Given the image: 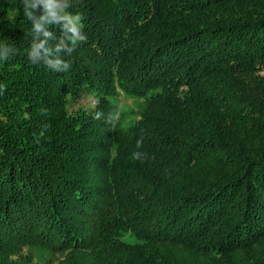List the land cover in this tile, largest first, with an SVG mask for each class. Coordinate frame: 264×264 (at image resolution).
<instances>
[{"label":"trees","instance_id":"trees-1","mask_svg":"<svg viewBox=\"0 0 264 264\" xmlns=\"http://www.w3.org/2000/svg\"><path fill=\"white\" fill-rule=\"evenodd\" d=\"M35 248L264 264V0H0V264Z\"/></svg>","mask_w":264,"mask_h":264},{"label":"rangeland","instance_id":"rangeland-1","mask_svg":"<svg viewBox=\"0 0 264 264\" xmlns=\"http://www.w3.org/2000/svg\"><path fill=\"white\" fill-rule=\"evenodd\" d=\"M143 97L133 96L125 92L120 91L116 97L115 104L116 109L113 112L114 118H119L122 123L127 126L133 122L134 115L141 109L143 105ZM95 98L86 93H80L74 97L71 102V109L77 107H89L94 106ZM127 235H125L126 237ZM32 262L34 264H51L52 255L49 251L41 248H35L32 250Z\"/></svg>","mask_w":264,"mask_h":264}]
</instances>
